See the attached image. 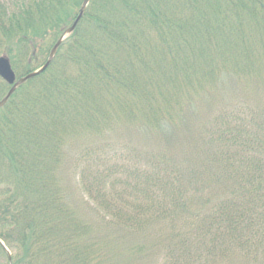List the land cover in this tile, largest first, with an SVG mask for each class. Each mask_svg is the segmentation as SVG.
Listing matches in <instances>:
<instances>
[{"label":"trees","instance_id":"obj_1","mask_svg":"<svg viewBox=\"0 0 264 264\" xmlns=\"http://www.w3.org/2000/svg\"><path fill=\"white\" fill-rule=\"evenodd\" d=\"M83 2L0 0L18 77ZM239 258L264 264V0H90L0 106V264Z\"/></svg>","mask_w":264,"mask_h":264},{"label":"water","instance_id":"obj_2","mask_svg":"<svg viewBox=\"0 0 264 264\" xmlns=\"http://www.w3.org/2000/svg\"><path fill=\"white\" fill-rule=\"evenodd\" d=\"M89 1L90 0H84L83 8L81 9V12H80L79 16L74 21L73 25L66 30V33L63 35V37L54 46V48L51 51V54L49 56L48 61L41 68H39L38 70L33 71V72L27 74L26 76L17 79V76H16L14 70L12 69V65L10 63V60L7 57H5V56H1L0 57V76L8 84L12 85V87H11L10 91L8 92V94L4 97V99L2 101H0V106L3 105L8 100V98L12 95V93L15 91V89L19 85L24 83L26 80L41 74L42 72H44L47 69V67L51 64V62H52V60H53V58L55 56V53H56L58 47L60 46V44L62 43L63 39L68 34L73 32V30L76 28V26H77L79 20L81 19L82 15L84 13V10H85L87 4L89 3Z\"/></svg>","mask_w":264,"mask_h":264},{"label":"rangeland","instance_id":"obj_3","mask_svg":"<svg viewBox=\"0 0 264 264\" xmlns=\"http://www.w3.org/2000/svg\"><path fill=\"white\" fill-rule=\"evenodd\" d=\"M87 206V205H85ZM89 207V206H88ZM93 207V206H91ZM86 214L91 215L92 217L89 218L92 221H94L95 225L97 224L100 228H101V232H104L105 229V225L102 223V220L100 219L99 215H97L96 213H94L93 211H87ZM116 246L119 248V250L117 251L118 254L124 256L125 258H130L131 254L129 253V256L126 254V252L123 250V248H120L121 245L116 243ZM145 258H147V256H144ZM239 264H245L247 261L243 258H239Z\"/></svg>","mask_w":264,"mask_h":264}]
</instances>
